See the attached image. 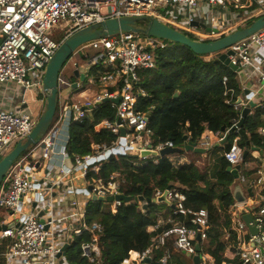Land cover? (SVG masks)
<instances>
[{"label": "built area", "instance_id": "1", "mask_svg": "<svg viewBox=\"0 0 264 264\" xmlns=\"http://www.w3.org/2000/svg\"><path fill=\"white\" fill-rule=\"evenodd\" d=\"M239 2L241 0H0V156H5L31 132L36 122L35 115L39 114L30 108V95L35 93L33 95H38L39 101L45 103L42 79L46 65L60 42L75 30L108 18L144 16L147 19L157 18L180 32H190L193 40L209 41L214 39L216 32L196 29L191 25V22L196 21L193 15L182 22L168 18L158 8L162 7L164 12L171 4L195 10L202 5L208 8L209 26L218 31L219 26L229 23L235 16L218 19L213 9L227 8L233 12L242 5ZM254 2L262 5L264 10V0ZM263 10L260 9V12ZM60 22L65 36L56 42L48 32ZM166 45L163 39L142 38V34L134 32H120L82 45L80 49L88 46L102 50L89 58L83 55L88 59L89 66L99 63L104 69L98 76L91 77V83L97 87L94 97L81 103L70 102L68 88L71 84L67 75L60 72L56 113L50 126L36 144L19 154L0 182V241H7L3 254L10 263L58 264L62 247L70 234H80L82 231L92 234V242L82 246V255L91 261L98 256L97 240L101 224L86 222L87 202L92 194L103 197L121 194V187L125 183L118 171L102 176V164L110 155L119 154L137 155L145 162L150 160L158 164L161 157L159 152L167 146H173L170 142L153 144L155 134L149 127V117L147 113L137 110V98L143 93L138 87V71L154 68V50ZM230 49L234 53L228 58L236 66L237 72L246 73L247 78L256 76L264 82V27L231 45ZM225 51L207 54L205 59L219 60V55ZM75 64L73 62V68ZM227 80V76L222 77L224 85ZM225 92L231 90L226 89ZM104 98H119L117 103L110 101L115 110L114 118L95 121L94 128L96 131L108 130L115 138L110 142L102 140L92 143L89 154H76L70 160L67 151L69 124L90 117L94 103ZM249 100L264 109V100L258 91L253 92L250 98L239 96L232 105L240 113ZM239 118L232 126H236ZM122 127L125 129L124 135H121ZM231 127L213 132L217 143ZM259 132L264 134V128ZM196 145L212 147L209 137L202 135ZM37 147L41 149V156L31 160ZM114 150L119 152L116 154ZM145 150L156 151L157 155L140 157ZM243 150L238 138H234L223 152L229 166H239L238 178L240 168L246 166V178L241 180L251 193L244 200L234 199L227 209L236 240L232 247L226 249L221 260L196 250V238L204 241L207 237V208L192 212L184 208L182 202L186 196L175 188L167 190L168 204L174 206L171 207L174 214L191 212L192 226L177 222L170 216L157 219L148 228L150 241L140 252L141 257L163 248L157 263L169 264L170 253L166 243L172 238V245L178 252L187 258L199 254L202 264H264V174L259 171V177L249 178L247 172L250 169L244 164ZM78 179L81 180L80 185L75 182ZM88 186H91L90 190ZM163 191L156 187L150 200L156 202ZM29 194L32 196L28 209H25L24 199ZM121 203L113 200L110 211L115 213ZM146 204L147 201H141L142 211ZM4 209L7 210L6 214L1 213ZM242 213L251 214L250 225L255 226L256 233H250L241 217ZM10 223L13 225L9 226ZM165 225L170 226L165 228ZM121 264H128V259H124Z\"/></svg>", "mask_w": 264, "mask_h": 264}, {"label": "trees", "instance_id": "2", "mask_svg": "<svg viewBox=\"0 0 264 264\" xmlns=\"http://www.w3.org/2000/svg\"><path fill=\"white\" fill-rule=\"evenodd\" d=\"M139 25L145 26L146 21H140ZM164 41L167 44L165 47L154 50L156 66L138 71V87L143 93L137 98V110L147 113L149 117V127L155 134L153 144L170 142L174 147H182L185 136L196 142L204 130L220 132L223 126L231 127L240 114L239 110L234 109L232 102L243 93L236 72L220 60H206L207 54H196L183 44ZM92 70L90 66L89 73ZM98 73L99 71H94L92 75ZM223 76L228 78L226 85L222 83ZM68 78L70 83L77 80L72 71ZM226 89L231 92H225ZM114 114L111 102H102L94 107L90 117L69 124L67 151L70 160L76 154H89L92 143L102 140L110 142L115 138L108 130L96 131L94 128L95 121L113 119ZM261 128H264V109L256 106L242 126L249 134L248 145L236 133L225 145L206 151L201 165L195 159L182 163L180 154L161 156L158 164L150 160L145 162L140 158L135 161L134 158H138L135 155H110L102 164L100 174L107 176L111 172H120L125 179L121 191L136 198L142 196L144 201L152 198L156 187L162 190L175 188L186 196L182 202L184 208L192 212L206 207L209 225L207 237L200 243V249L219 261L226 247L236 240L227 214V209L234 201L230 188L235 179L227 171L229 163L223 152L239 136V145L249 150L244 162L256 160L251 155V147L258 149L261 156H264V135L259 132ZM193 154L200 157L204 155L201 152ZM247 175L249 178L259 176L257 169L248 171ZM162 207H168V215L175 221L192 226L191 212L174 214L171 205L167 206L163 202L147 201L142 211L141 201L132 200L121 203L113 213L110 211V204L105 207L103 202L89 200L86 222L101 224L97 240L99 254L93 261L82 255V246L92 242V234L82 231L73 235L72 243L66 250V260L70 264H121L130 251L142 252L149 245L148 228L157 221V213ZM172 250L173 248L169 264H192L185 255L174 254ZM161 254L162 251H159L155 259Z\"/></svg>", "mask_w": 264, "mask_h": 264}, {"label": "water", "instance_id": "3", "mask_svg": "<svg viewBox=\"0 0 264 264\" xmlns=\"http://www.w3.org/2000/svg\"><path fill=\"white\" fill-rule=\"evenodd\" d=\"M140 21H146L145 26L139 25ZM191 25L194 27H201L205 28L206 31H213L217 32L216 28H211L206 26L204 23L193 21ZM264 27V14L253 20L252 22L246 24L245 26L240 27L232 32L219 36L213 40L209 41H198L193 40L188 37L185 33L180 32L179 30L167 25L166 23L162 22L157 18H150L147 19L146 17H134V16H120V17H113L108 18L100 22H96L75 30L67 37H65L59 44L58 48L55 50L53 55L51 56L49 62L46 65L44 76L42 79V89L46 94L45 103L42 112L39 114L38 119L36 120L31 132L26 136V138L22 141H18L13 148L0 160V182L4 177L5 173L7 172L10 165L13 161L25 151L29 146L36 144L39 139L46 133L48 127L50 126L54 115L56 113V106H57V94H58V78L60 75L61 70L65 66L67 60L74 54L77 49H79L85 43L99 39L102 37L118 34L120 32H134L137 34H142L147 37H156L163 40H169L173 42H177L189 47L194 53L196 54H210L218 51H223L226 49L225 52H222L219 55V60L229 66L234 71L237 70L236 66L232 65L229 61L228 55L233 54L234 52L230 49V46L246 39L251 34L255 33L259 29ZM72 74L77 79L73 83H71L72 88H76L79 85V81L86 80L87 76L85 72H82L78 64L74 65L72 70ZM244 94H246L247 98L252 96V92L248 89L244 90ZM243 94V95H244ZM242 95V96H243ZM119 98L116 99H109L104 98L101 101H97L94 103V107H97L102 102H115L117 103ZM256 107V104L253 100H249L248 103L242 107L240 111V118L236 124V126H232L224 135L223 139L217 144V146L225 145L231 134H240V136L246 140V144H249L248 135L242 129L243 123L245 118L250 114L251 110ZM238 128V129H236ZM225 126L222 127V131H225ZM125 129L121 128V135H124ZM184 145L182 147H174V146H167L162 149L159 154L161 156H168L171 154H179L181 152H204L205 149L200 148L196 145L195 142L188 140V136L184 137ZM252 150H256L255 147H251ZM248 148H245L242 153L243 159L248 154ZM116 154L119 152L114 150ZM109 154V153H108ZM107 154V156H108ZM149 155H157L156 151L153 150H145L142 151L140 157H146ZM137 156V155H135ZM227 171H229L234 179L238 178V171L239 166L227 167ZM88 190L91 189V186L87 187ZM169 188L165 189L163 193L157 198V203L166 202V193ZM81 191V190H79ZM91 201H100V202H112L113 200H119L122 202H129L132 200H140L143 201L144 198L142 196L136 198L131 195L126 194H118L114 197L112 196H97L92 194L90 197ZM236 199L241 200L242 197L240 196V192L236 193ZM149 202L150 199H147ZM173 208L174 206L171 205ZM242 219L245 222L246 226L248 227L250 233H256V228L254 225H250L252 220V216L250 213H242ZM13 223H10L9 226H12ZM5 226H2L4 228ZM196 250L199 252V237L196 238ZM68 243H66L62 247V253L64 254L66 249L68 248ZM189 258L192 260L193 264H202V259L199 254Z\"/></svg>", "mask_w": 264, "mask_h": 264}, {"label": "rangeland", "instance_id": "4", "mask_svg": "<svg viewBox=\"0 0 264 264\" xmlns=\"http://www.w3.org/2000/svg\"><path fill=\"white\" fill-rule=\"evenodd\" d=\"M249 1H253L254 2L255 0H241V2H239V4H245V3L249 2ZM253 6L254 7H252V8L240 9V11H239L240 15L237 16V17L235 16L234 18H232V20L229 21V23H224L222 25V27L219 26V30L215 33V37L213 36V38L215 39V38H217V37H219L221 35L227 34L229 32H232V31L242 27V26H245L246 24H248V23L252 22L253 20H255L256 17L261 16V15L264 14V10H263V6L262 5H260L259 3H255L254 2ZM161 8L162 7L158 8L159 12L164 14L165 16H167L170 19L172 18V19L184 22L185 19L187 20L189 16L193 15L196 21L204 23L206 26H209V24H210L209 20H208V14H207L208 8L203 7L202 5H200V7L195 9V10H190L187 7H177L176 5H171V4L166 7V10H164V12L162 11ZM260 9H262L263 11L260 12ZM235 10H238V9H235ZM213 13L215 15H217L216 17L218 19L224 18V20H225L226 18L231 17L230 10L227 9V8H216V9H213ZM232 16H234V15H232ZM187 24L189 25L188 22H187ZM196 29H198L201 32H208V31H206L205 28L197 27ZM184 33L187 36L192 38V35L190 34V32L184 31ZM48 35H50V37L52 39H54L56 42L61 41L63 39V37L65 36L64 27L62 25V22L58 23L52 30H50L48 32ZM142 38H145V36L142 35ZM101 52H102L101 49H93L91 47L85 46V47H82L81 49L80 48L77 49V51L74 54H72L71 57L65 63V65L68 64V66L72 70L73 62H76L78 64L79 69L81 71L85 72L86 76H87L86 80L79 81V85L76 88H72L71 85L68 88L70 102H72V103H81L82 101H84L86 99H92L94 97V94H95V91H96L97 87L91 83V77L92 76H94V77L98 76L99 73L103 72L104 68H103L102 64L93 63V64H91V67L93 68V70H92V72L89 73L88 70H89L90 66L88 64V59L84 58L83 54H86L88 56V58H89V57L98 55ZM94 71H99V73L95 74V75H92ZM61 73L66 74L67 77L69 75V74H67L65 69H62ZM33 94H35V93H33ZM33 94L30 96V98H35L33 96ZM31 104H32L33 107H36V103L35 102L30 101V105ZM43 107H44V103L42 105L40 113L42 112ZM38 117H39V115H35L36 119L35 118L34 119L37 120ZM234 135L235 134L230 135L229 140H232V137H234ZM179 154L183 158H190L189 156H190L191 153H187V152L183 151V152H181ZM127 155L130 156V155H133V154H127ZM40 156H41V149L37 147L34 150L33 155L31 156V160L39 159ZM2 158H3V156H0V160ZM192 159H193V157H192ZM134 160L138 161L139 158H137V159L134 158ZM254 164H252V165H254ZM198 165H201V163L199 162ZM245 168H246V166H243V167L240 168V177L233 181L232 188H231L232 190L241 189L243 191V193H245V184H243L244 182L242 183V180H241V178H246V173L244 171ZM245 181H246V179H245ZM79 183L81 184V180L80 179L76 180V184H79ZM30 196H32V194H29V196L25 197V199H24V207H25V209H28ZM110 203H108V202L104 203L103 202L105 207H106L107 204H110ZM6 212H7V210L4 209L1 213L6 214ZM0 250L1 251L4 250V246H2L0 248ZM190 261H192V260H190Z\"/></svg>", "mask_w": 264, "mask_h": 264}, {"label": "crops", "instance_id": "5", "mask_svg": "<svg viewBox=\"0 0 264 264\" xmlns=\"http://www.w3.org/2000/svg\"><path fill=\"white\" fill-rule=\"evenodd\" d=\"M253 4H254V2L253 1H249V2H247V3H245V4H242L241 6H240V8H238V10H234L233 12H231V10H230V15L232 16V15H234V16H239L240 15V13H239V11H240V9H243V8H251L252 6H253ZM259 11V10H258ZM257 12V11H256ZM255 12V13H256ZM258 13V12H257ZM233 17V16H232ZM259 17V16H258ZM258 17H256V18H258ZM71 69H70V67L68 66V64L66 65V67H65V71L67 72V74H69L72 70H73V68H72V70L70 71ZM83 72V71H82ZM236 72V78H237V81H238V83H239V86H240V88L242 89V91H243V93H242V95L244 94V90L245 89H248V90H250L252 93L253 92H256V91H258V94H259V96H261L262 97V99L264 100V82L263 81H260L259 80V78L258 77H256V76H253V77H249V78H247V76H246V73H244V72H237V71H235ZM258 88H260L259 90H258ZM241 95V96H242ZM244 95H246V94H244ZM31 96V95H30ZM34 96V95H33ZM35 98H29V104H30V101H32V102H35L36 103V107H33L32 106V104L30 105V108L32 109V110H34L35 111V114L37 113V114H40V111H41V108H42V105H43V103L42 102H40L39 101V98H38V96H34ZM253 110V109H252ZM252 110H251V112H250V114L252 113ZM37 111V112H36ZM247 133V132H246ZM261 134V133H260ZM202 136H204V137H209V139H210V142L212 143V147H215V146H217V140H216V138H215V136L213 135V132H211V131H209V130H204L203 131V133L201 134ZM200 135V136H201ZM247 135L249 136V134L247 133ZM261 135H264V134H261ZM235 138H238L239 139V136H237V137H235ZM188 140H189V137H188ZM196 142H197V140H196ZM195 142V143H196ZM198 147H200V148H203V149H205V151L204 152H201V153H204V155L202 156V157H200V156H196V155H194L193 153V151H188L187 153H191L190 154V158H183V157H180V161L182 162V163H189L190 161H191V159H192V157H193V159H195L196 160V163L198 164L199 162L202 164L203 162H204V158L206 157L205 156V153H206V151H208V150H210L212 147H210V148H204V147H201V146H199V145H197ZM251 155H252V157L254 158V159H256V160H248V161H246V162H244V164H246V165H248L249 166V169H250V171L252 170V169H257V173L260 171L262 174H264V156H261V154H260V151L258 150V149H256V150H252L251 149ZM257 161H259V162H257ZM255 163V164H254ZM252 164H254V165H252ZM257 164V165H256ZM259 175V174H258ZM257 177H259V176H257ZM257 177H255V178H257ZM75 182H76V180H75ZM78 185H80V183L78 184ZM200 185H203L202 184V182H200ZM230 190H231V192L233 193V195H234V199L235 200H237L236 199V193L237 192H239V190H232L231 188H230ZM242 191V190H241ZM242 193H243V191H242ZM245 193H246V198L248 197V195L251 193V191H250V188H248V187H245ZM91 200V199H90ZM89 202V201H88ZM87 202V203H88ZM163 203H165V204H167V206L169 205L168 203H166V202H163ZM88 205V204H87ZM87 207V206H86ZM169 213H168V207H162L160 210H159V212L157 213V219H166L167 217H169L170 215H168ZM86 218V217H85ZM86 220V219H85ZM230 228H231V224H230ZM228 233V232H227ZM73 235L74 234H70V238H68L67 240H66V242L70 245L71 243H72V240H73ZM69 240V241H68ZM202 241H199V249H200V243H201ZM6 243H7V241H0V248L2 247V246H4V250H0V264H20V263H10L9 261H8V258L3 254L4 253V251L6 250ZM171 243V244H170ZM196 243H197V241H196ZM68 245V246H69ZM196 245V244H195ZM172 246V247H171ZM229 247H232V244H230V245H228L227 247H226V249H228ZM166 248L169 250V253H170V257H171V248H173V252H174V254H182V253H180V252H178L175 248H174V246L172 245V238H169L168 240H167V243H166ZM163 249V248H162ZM162 249H159V250H156V251H154L153 253H150V254H148V255H145L144 257H141V253L140 252H137V251H130L129 252V256L127 257V259H128V264H159V263H157V258L155 259V255L159 252V251H163ZM226 249L224 250V252L226 251ZM67 250V249H66ZM199 252L201 253L202 251H201V249L199 250ZM223 252V253H224ZM202 253H205V252H202ZM208 254V253H207ZM66 251H65V253L63 254V253H61L60 255H59V259H58V264H70V263H68V261L66 260ZM173 255V254H172ZM222 257H223V254H222ZM191 260V259H190Z\"/></svg>", "mask_w": 264, "mask_h": 264}, {"label": "bare ground", "instance_id": "6", "mask_svg": "<svg viewBox=\"0 0 264 264\" xmlns=\"http://www.w3.org/2000/svg\"><path fill=\"white\" fill-rule=\"evenodd\" d=\"M238 190H239V192H240V196L242 197L241 200L246 199V193H242L241 189H238Z\"/></svg>", "mask_w": 264, "mask_h": 264}]
</instances>
